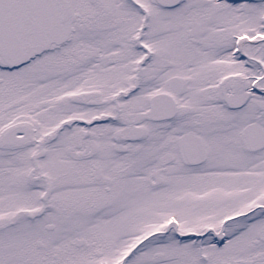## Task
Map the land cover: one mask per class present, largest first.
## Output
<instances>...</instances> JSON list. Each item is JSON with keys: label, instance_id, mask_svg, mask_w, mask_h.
<instances>
[{"label": "snow or ice", "instance_id": "1", "mask_svg": "<svg viewBox=\"0 0 264 264\" xmlns=\"http://www.w3.org/2000/svg\"><path fill=\"white\" fill-rule=\"evenodd\" d=\"M0 264H264V0H0Z\"/></svg>", "mask_w": 264, "mask_h": 264}]
</instances>
